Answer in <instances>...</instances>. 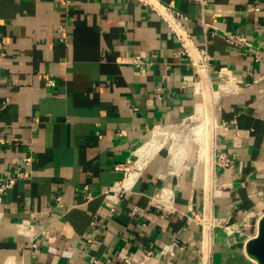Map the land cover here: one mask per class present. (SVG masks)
Wrapping results in <instances>:
<instances>
[{
	"label": "crops",
	"instance_id": "crops-1",
	"mask_svg": "<svg viewBox=\"0 0 264 264\" xmlns=\"http://www.w3.org/2000/svg\"><path fill=\"white\" fill-rule=\"evenodd\" d=\"M160 1L183 16L188 55L136 0H0V186L13 180L0 264H135L144 251V264H254L241 245L264 212V0ZM201 80L216 96L208 177L175 130Z\"/></svg>",
	"mask_w": 264,
	"mask_h": 264
},
{
	"label": "built area",
	"instance_id": "built-area-1",
	"mask_svg": "<svg viewBox=\"0 0 264 264\" xmlns=\"http://www.w3.org/2000/svg\"><path fill=\"white\" fill-rule=\"evenodd\" d=\"M140 3H144L146 5H148L151 9H153L154 11H156L160 17L169 25L172 33L175 35L176 39L178 40V42L180 43L183 52L188 55V43H189V37L186 34V31L183 27V25L181 24V18H183V16L176 11L175 9H172L166 5H164L163 3H161L160 0H136ZM202 9H204L206 7V5L208 4L209 0H194ZM202 28H203V32L204 33H208L210 30V27L208 24L202 22ZM225 38L226 41L230 44L233 45L237 48H242V49H250L252 47L251 43L247 41V39L245 38V36L237 34V33H225ZM5 44V39L3 37H0V55H1V51H2V47ZM262 58H264V49H257L255 54H254V61L258 62L260 61ZM208 57L204 56L202 58L203 62H207ZM45 78V77H44ZM47 84H52L51 81H46ZM25 162L29 161V158L24 159ZM229 163V161L227 159H225V157H220V161H219V165H223V166H227ZM117 170H120V167H116ZM13 183V180H10L7 184L5 185H1L0 186V192L3 191L4 189L8 188L11 184ZM116 192H121L124 187L122 184H119L116 188H115ZM84 191H87V187L85 186L83 188ZM91 197V195L88 193L86 196V199H89ZM59 200V199H57ZM199 223L202 224L203 222L205 224H212L213 223V219L210 218V221L206 220V218L202 215L199 219H198ZM215 222V221H214ZM217 224L221 225L223 227V229L227 232V233H231V230L229 228L228 225L225 224V220H219L216 222ZM31 247H32V254H36L37 253V248L36 245L34 243L31 242ZM150 255L151 253L148 251H144L143 252V257H141V259H139L138 261L135 262V264H144L145 261H147L148 259H150ZM132 257H124L122 264H132Z\"/></svg>",
	"mask_w": 264,
	"mask_h": 264
},
{
	"label": "bare ground",
	"instance_id": "bare-ground-1",
	"mask_svg": "<svg viewBox=\"0 0 264 264\" xmlns=\"http://www.w3.org/2000/svg\"><path fill=\"white\" fill-rule=\"evenodd\" d=\"M188 46H190V45H188ZM198 70L200 71V69H198ZM199 74H200V72H199ZM204 78H205V76H204ZM204 81L201 80V82H204ZM208 82L209 81H207V84L204 82L203 84L201 83L200 86L199 85L197 86L198 88H197L196 92L201 97V99L206 101V103L204 101L203 102L205 104H203L202 102L197 103V107L195 110H196V114H198V116L200 117L199 118L200 122L198 125H196L193 128V131H192L194 134L195 142L198 146V160L202 161L205 164V166H206V172L205 173H206L207 177L210 176V174H211L210 151H212L211 150V148H212L211 147L212 146V136H213L212 134H213V126L215 125L214 124V116H213V106H215L214 101L216 100V96H215L213 90L211 89V87L209 86ZM177 140H178L177 141L178 144L181 143L182 147L187 142L184 139L180 140L177 138ZM182 141H184L185 143L182 144ZM157 143L158 142H155L154 140H150L147 145H145L144 147H142L141 149L138 150L137 154L139 157V159H138L139 161L135 165L138 168V170L142 166H144L145 161H147V159H149L150 156H152V154L154 152H156V150L159 147V144H157ZM173 153L175 156L176 151H173ZM128 177H129L128 180L127 181L125 180V182H123L124 184H122L124 188H128L129 184H131V182L135 178V174H130Z\"/></svg>",
	"mask_w": 264,
	"mask_h": 264
},
{
	"label": "water",
	"instance_id": "water-1",
	"mask_svg": "<svg viewBox=\"0 0 264 264\" xmlns=\"http://www.w3.org/2000/svg\"><path fill=\"white\" fill-rule=\"evenodd\" d=\"M241 246L254 264H264V212L257 220L255 234Z\"/></svg>",
	"mask_w": 264,
	"mask_h": 264
},
{
	"label": "rangeland",
	"instance_id": "rangeland-1",
	"mask_svg": "<svg viewBox=\"0 0 264 264\" xmlns=\"http://www.w3.org/2000/svg\"><path fill=\"white\" fill-rule=\"evenodd\" d=\"M214 92V91H213ZM199 99H200V101L199 102H202L203 104H205L206 103V101L205 100H203V99H201V97L199 96ZM205 103H204V102ZM208 104V103H207ZM206 104V105H207ZM200 117L198 116V114H196V112H195V114H194V116L191 118V119H188V120H186V121H184V122H182L180 125H178V126H176L175 127V130L178 132V134L180 135V137H178V139H180V140H189V142H190V144H191V146L193 147V150H194V152L196 151L197 152V150H198V146H197V144H196V142H195V139H194V134H193V128L196 126V125H198L199 124V122H200V119H199ZM191 132V133H190ZM162 133H163V131L162 130H156V132H155V136H154V138L152 139V140H154L155 142H157V140L160 138V136L162 135ZM178 143V142H177ZM183 143H185L184 141H183ZM182 143V144H183ZM158 144V143H157ZM178 146L180 145L181 146V143L180 144H177ZM179 148V147H178ZM175 151H178L177 149H175ZM178 153H179V151H178ZM178 153H177V155H178ZM176 155V156H177ZM195 156H196V153H195Z\"/></svg>",
	"mask_w": 264,
	"mask_h": 264
}]
</instances>
